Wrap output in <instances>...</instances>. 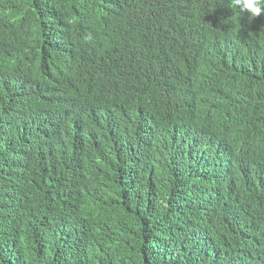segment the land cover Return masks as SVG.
I'll use <instances>...</instances> for the list:
<instances>
[{"label":"trees","instance_id":"1","mask_svg":"<svg viewBox=\"0 0 264 264\" xmlns=\"http://www.w3.org/2000/svg\"><path fill=\"white\" fill-rule=\"evenodd\" d=\"M0 0V264H264V10Z\"/></svg>","mask_w":264,"mask_h":264},{"label":"clouds","instance_id":"2","mask_svg":"<svg viewBox=\"0 0 264 264\" xmlns=\"http://www.w3.org/2000/svg\"><path fill=\"white\" fill-rule=\"evenodd\" d=\"M226 6L231 10H237L238 15L247 13L251 19L264 10V0H227Z\"/></svg>","mask_w":264,"mask_h":264}]
</instances>
